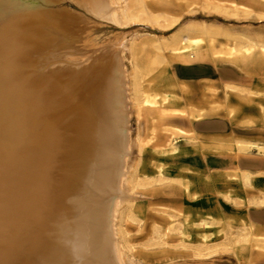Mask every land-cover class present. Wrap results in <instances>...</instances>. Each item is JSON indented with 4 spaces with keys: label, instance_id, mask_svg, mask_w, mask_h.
Segmentation results:
<instances>
[{
    "label": "rangeland",
    "instance_id": "rangeland-1",
    "mask_svg": "<svg viewBox=\"0 0 264 264\" xmlns=\"http://www.w3.org/2000/svg\"><path fill=\"white\" fill-rule=\"evenodd\" d=\"M114 1L119 5L115 13L116 25L86 16L88 19L83 17L87 22L85 27L68 34L62 32L61 24L54 30L44 24L39 27L36 24L35 29L19 30L28 22L32 23V20L21 25L13 20L15 18H11L12 14L8 18L1 11L12 4L16 7L18 4L23 5L18 8L19 12L28 6L17 0H0V57L11 58L9 66L7 61L0 65V264H56V260L63 256L64 242L70 236L65 228L76 223L80 215L78 210L71 208L69 186L63 191L62 183L67 181L69 174L71 176L73 173L74 177L80 173L79 169L83 167L80 161L84 160V167L89 168L91 150L86 155L87 150L82 145L73 144V147H69L65 139L62 142L57 140L54 144H41L40 138L51 123V115H59L63 112V107L61 103L57 104L47 113L40 106L42 97L33 90L39 86L37 83L41 81V74L54 75L53 70L64 61L65 54L73 52L77 55L72 58L78 59L98 53L105 47H121V56L129 74L138 70L153 81L156 90H165L168 84L183 85L184 92L171 90L173 95L181 98L178 102L180 106H199L204 94L214 102L222 104L226 94L229 106L237 113L235 120H226L224 111L218 110L213 117L191 122L186 116L161 121L155 111H144L138 119L134 111L130 119L129 134L130 143L134 146L131 164H139L136 163L140 176L148 181L149 186L129 191L139 200L134 203L124 202L121 208L122 213L128 210L133 213L129 214L124 223H120L121 232H127L126 241L134 244V249H128L127 245L121 244L128 261L138 264H172L166 262L167 256H170L167 251L158 246L151 247L160 238L161 241L180 239L177 234L163 236L166 232L165 221L169 219L153 211L157 209L173 216L176 226L179 225L180 231L189 236L187 241L192 247H195V243L199 244L200 236L211 235L207 241L210 248L208 253L219 258L212 264H250L249 260L243 261L239 255L236 256L234 251L217 254L223 250L218 246L225 242L224 233L228 239L233 237L246 241L261 236L257 238L264 240V204L261 203L264 200V170L256 172L247 169L255 176L251 179L255 178L253 184L259 189L243 188L238 182H227L220 177L222 171L214 167L216 158L211 154L205 156L210 167L202 162V156L197 152L181 158L180 161L184 160L185 163L183 165L196 172L194 176H190L193 177L191 186L200 191L203 206L194 207L184 202L177 182L172 181L171 185L157 182L156 171L151 165L155 159L152 153L153 144L144 147L140 153L137 144L146 142L151 130L159 131L164 125L174 126L188 134H196L205 140L233 136L254 142L261 135L264 138V123L260 111V108L264 109V78L262 74L257 75L255 81L245 83L242 75L244 68L258 71L259 65H245L238 61L218 62L214 69L210 62L200 59L180 61L169 57L164 71L151 64L152 47L162 39H169L181 28L199 29L206 26L227 32H259L264 31V22L260 23L254 18L245 21L233 16L214 14L198 5L185 9L184 6L167 0L149 1L155 12H167L179 17V24L174 29L165 30L162 25L152 26L147 23L144 17L129 22L128 15L134 0ZM228 1L243 3L242 0ZM61 6L77 17L85 13L72 0L63 1ZM35 30L37 31L34 32ZM36 33H45L40 37L46 41L39 42ZM7 47H13L12 52H8ZM18 87L23 89L19 99L15 92ZM255 90L263 92L259 95V100L256 101L255 98L256 103L241 109L240 103L248 100L239 102V97L246 99ZM44 97L47 98V95ZM244 117L258 123V134H251L247 128L237 125ZM70 132L65 136L69 137ZM57 135L59 134L55 133V139ZM252 153L253 157L257 155L255 148ZM77 162L79 163L76 164ZM176 162L178 161L166 160L165 177L176 180ZM203 176L210 178L219 194L211 197L208 195L199 180ZM183 215L188 218L186 224H182ZM221 222H226L228 227L225 232L214 235ZM142 245L150 248L145 249Z\"/></svg>",
    "mask_w": 264,
    "mask_h": 264
},
{
    "label": "bare ground",
    "instance_id": "bare-ground-1",
    "mask_svg": "<svg viewBox=\"0 0 264 264\" xmlns=\"http://www.w3.org/2000/svg\"><path fill=\"white\" fill-rule=\"evenodd\" d=\"M17 1L25 4L28 8L19 12L18 8L23 5L18 4L16 7L12 4L1 12L8 18L12 14L11 18H15L13 20L18 21V24L21 25L28 22L27 20H32V23L28 22V25L20 27L19 30L35 29L36 24L38 27L44 24L49 26L50 30H54L58 29L61 24L62 32L72 34L73 30L85 27L87 22L83 17L88 19L86 16L109 25L117 24L115 13L119 9V5L114 0H72L85 11L83 16L78 17L62 9L61 3L65 0ZM149 1L152 0H134L128 15L129 22L144 17L147 23L152 26L162 25L165 30H172L179 24L178 16L167 12H155L150 7ZM167 1L182 5L185 9L198 5L203 10L214 14L233 16L245 21L254 18L260 23L264 22V0H242L243 3L228 0ZM29 6L32 7L29 8ZM41 34L45 33H36L35 35L39 42L44 43L46 39L43 40L40 37ZM140 47L143 46L140 44ZM6 49L8 52H12L13 47ZM121 51V47H105L98 53L78 59L72 58L77 55L73 52L65 54L64 61L53 70L55 71L54 75L44 76L41 74L39 76L41 81L37 83L39 86L32 89L42 97L40 106L47 113L51 112L57 104L61 103L63 107L62 113L51 115V123L47 125L48 128L46 127L44 135L40 138L41 144H49V142L54 144L57 140L63 139L64 141L65 139L69 147H73V144L82 145L87 150L86 155L91 150L89 168L84 167V160L81 159L80 164L83 165L79 169L81 174L77 173L73 177L72 173L71 177L69 173H66L69 174L67 181L62 183L63 191L69 186L71 208L78 210L80 219L65 228L70 232V236L68 241L64 242L63 256L60 260H56V264H138L129 262L121 249V244L127 245L128 249H134V244L126 241L127 232H121L122 226L120 225L129 218V214H133L129 210L126 213L121 212L124 202L134 203L139 200L129 191L149 186L148 181L140 176L138 163L131 164L134 146L130 143L129 134L131 131L130 119L134 111L138 119L144 111H155L161 121L162 119L186 116L191 122H195L202 118L213 117L218 110L224 111L226 120L237 118V113L229 106L226 94L222 104L214 102L204 94L199 106H180L178 102L181 98L173 95L171 90L177 89L184 92L183 85L168 84L165 90H156L153 81L138 70L129 74L125 68ZM152 52V66L160 68L162 71L168 65L169 58L180 61L200 59L210 62L214 69L218 62L238 61L245 65H259L258 71L245 68L242 70L245 83L255 81L257 75L262 74L264 78V31L227 32L206 26L199 29L181 28L169 39L160 40L152 47ZM6 61L9 66L11 58L9 56L0 57V65L2 62L6 64ZM8 76L10 78L9 74ZM207 89L210 91L209 88ZM22 90L18 87L15 91L17 97L19 96L18 99ZM262 93L255 90L251 91L246 99L239 97V102L248 100L240 103V108H249L251 103H256L259 100V95ZM44 95H47L48 100ZM257 105L260 106L258 103ZM260 111L264 123V109L260 108ZM57 125L60 129H57ZM237 125L247 128L246 130L251 134L259 132L258 123L245 117ZM69 132L70 136H65ZM55 133L59 134L57 139L54 138ZM261 136L254 142L233 136L205 140L196 134H188L174 126L164 125L160 127L159 131L151 130L146 142L143 144L138 142L137 149L140 153L144 147L152 143V153L155 159L151 165L156 171L157 182L167 185H171L172 181L177 182L184 202L186 201L194 207H201L203 206L200 201L201 193L191 186L193 177L190 176H194L196 172L183 165L185 164L184 160L180 161V159L195 155L197 152L201 154L202 162L210 167L205 156L211 154L216 158L214 167L222 171L220 177L225 181H235L240 183L243 188L258 190V186L253 184L255 178L251 179L255 176L247 169L256 172L264 170V138ZM254 148L257 155L253 157ZM85 157L87 158V156ZM171 159L178 161L174 165L176 180L164 175L165 162ZM186 162L190 163L187 160ZM199 180L210 197L219 194L209 177L203 176ZM256 180L259 181L258 178ZM261 203L264 204V200ZM153 211L161 213L169 219L164 224L166 231L164 237L172 234L180 236V239L176 241H161L162 238H160L151 245V247L158 246L161 250L169 253L170 256H167L166 262L212 264L219 259L208 253L210 248L207 241L212 237L211 235L200 236L199 244L195 243V247H192V244L187 241L189 236L180 231V226H176L172 215L157 209ZM187 219V216L183 215L182 224H186ZM226 227H228L227 223L221 222L214 235L225 232ZM152 228L154 229L153 225ZM224 237L225 242L218 246L223 250L217 254L234 251L236 256L239 255L243 261L249 260L250 264H264V240L257 238L261 236H256L255 240L248 239L246 241L233 237L228 239L225 233ZM142 247L150 248L147 245H142Z\"/></svg>",
    "mask_w": 264,
    "mask_h": 264
}]
</instances>
